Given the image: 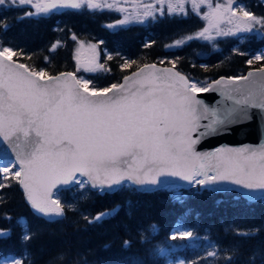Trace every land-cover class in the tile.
I'll list each match as a JSON object with an SVG mask.
<instances>
[{
  "label": "snow or ice",
  "instance_id": "obj_1",
  "mask_svg": "<svg viewBox=\"0 0 264 264\" xmlns=\"http://www.w3.org/2000/svg\"><path fill=\"white\" fill-rule=\"evenodd\" d=\"M127 4L128 0L123 3L121 0H50L47 3L0 0V7L31 5L35 8V13L27 11L26 16L47 14L56 8L84 7L93 12L128 13L119 20L120 25L132 21L143 23L148 18L155 20L157 13L165 15V7L169 16H186L185 6L190 4L207 26L168 47H181L193 39L211 42L216 37L238 33L264 37V17L255 16L246 6L237 4V0L216 3L213 0L149 3L133 0L132 12ZM201 8L207 10L202 13ZM71 39L79 45L74 55L77 72L110 70L99 62V44L86 45L75 34ZM59 46L57 42L49 51L55 52ZM85 49L89 55L84 54ZM18 51L10 46L0 47V144L8 146L0 148V204L4 202L2 190L11 187L12 179L23 188L35 213L45 218L64 217L65 208L58 195L62 186L76 185L97 190L99 195H111L125 182L139 188L155 187L162 183L161 177H174L200 188L230 183L247 190L248 194H264V144L197 150L202 140L230 134L233 125L250 120L249 109H259L264 118V67L246 76L221 77L202 84L175 70L176 62L170 60L171 68L144 65L126 76L123 83L95 88L90 87V79L73 72L50 75L45 69L16 63L13 57ZM107 59L111 60L112 56L108 55ZM254 59L264 60V53L255 55ZM247 62L252 64L253 59ZM132 63L126 60L122 70ZM208 92H218L231 106L209 107L199 98ZM87 195L82 193L81 198ZM116 211L95 216L83 214V218L88 224H100ZM4 219L11 220V217L5 213ZM23 227L25 231L20 239L27 244L35 234L28 225ZM151 230L155 232L156 226ZM11 231L0 228V238H10ZM232 231L246 239L259 229ZM141 236L142 240L147 239L142 233ZM177 238L192 239L193 231H174L171 239ZM123 248L130 249V242L125 240ZM159 251L164 253L163 249ZM206 255L219 258L218 264H240V245L233 243L217 251V245L213 244ZM62 259L60 256L50 264ZM0 264L31 262L27 252L18 256L5 253L0 257ZM129 264L142 262L138 257H131ZM248 264H256V253L249 255Z\"/></svg>",
  "mask_w": 264,
  "mask_h": 264
},
{
  "label": "trees",
  "instance_id": "obj_2",
  "mask_svg": "<svg viewBox=\"0 0 264 264\" xmlns=\"http://www.w3.org/2000/svg\"><path fill=\"white\" fill-rule=\"evenodd\" d=\"M237 2L255 16L264 17V0ZM117 19L119 16L113 12L72 9L64 14L41 18V23L24 25L3 16L0 7V47L16 49L15 45L24 44L27 48L18 51L14 61L38 70L45 69L50 75L73 72L90 79V87L95 88L120 84L126 76L144 65L171 68L170 60L176 62L175 70L202 84L221 77L245 76L250 70L264 67V60L254 59L255 55L264 53V37L254 33L247 34L237 49H231L237 43L235 40L224 41L222 38L215 44L192 40L179 48L169 49L171 42L202 29L205 22L190 13L186 16L164 15L149 24L108 27ZM56 23L60 26L67 24L70 36L68 42L50 52L48 46L63 39V34L54 29ZM73 34L78 40L103 41L99 47L108 54L102 51V64L110 70L77 72L74 60L77 41L71 39ZM148 42H152L151 46H146ZM108 55L112 56L111 60L107 59ZM46 56L49 57L48 62L45 61ZM249 59H253L252 64H248ZM126 60L134 63L122 70ZM10 183L11 187L2 190L4 202L0 204V228L12 231L10 238H0V257L5 253L18 256L27 252L31 264H50L60 256L63 259L57 260V264H129L131 257H138L142 264H170L164 257L156 255L155 248L169 240L175 229L180 227L193 231L201 252L206 240L211 247L217 245V251L239 243L240 264H248L252 253H256V264H264V198L249 200L239 191L214 192L198 185L189 189L169 187L140 192L125 183L111 195H99L97 190L73 185L58 191L65 208L64 217L47 221L32 211L20 185L14 179ZM85 192L88 193L87 198L82 199ZM113 209L117 210L115 215L100 224H88L83 218V214L95 216ZM5 213L11 220L4 219ZM21 221L35 234L27 244L20 239L25 231ZM153 225L156 226L155 232L151 230ZM232 229L259 231L245 239L236 236ZM141 233L146 240H142ZM125 240L130 242V249L123 248ZM179 253L186 256L188 262L192 254L199 256L201 264H218L219 261V258H209L191 247Z\"/></svg>",
  "mask_w": 264,
  "mask_h": 264
},
{
  "label": "water",
  "instance_id": "obj_3",
  "mask_svg": "<svg viewBox=\"0 0 264 264\" xmlns=\"http://www.w3.org/2000/svg\"><path fill=\"white\" fill-rule=\"evenodd\" d=\"M157 67H164V66L157 65ZM167 68H170V67H167ZM250 71L254 72L256 70H250ZM250 71H248L246 73V75ZM132 74H130V75H132ZM224 78H229V77H224ZM123 82H124V79H123L122 83ZM199 98L204 100V102L207 105H209V107L222 108V107L231 106V102L223 100V98L220 96V94L218 92L203 93V94H200ZM249 112L252 116V118L250 120L241 122L240 124H237V125H233L231 127L230 134L219 135L216 137H209V138L202 140L200 142V144L197 145V150L203 152V151H214L219 147H241V146L259 147L262 144H264V118L261 117L259 109H249ZM205 123H207V121H205ZM7 147L8 146L5 144H0V148H2V149H7ZM9 154L11 155L10 150H9ZM161 181H162V183L158 186H155V187L146 186L145 188H139L138 186H135V185H133V187H135L140 192H152V191H156V190L164 189V188H169V187H179V188L189 189V188L194 186V185H189L186 181H183V180H180V179L174 178V177H161ZM125 183H129V182H125ZM129 184H131V183H129ZM72 186H62L59 190L68 189ZM20 188H21V191L23 192L25 200H26V196H25V193L23 191V188L21 186H20ZM209 188L214 192H224V191H228V190H236V191L243 193V195L245 197H247L249 200H256V199H261L262 197H264V194H260V193L248 194L247 190L242 189V188H240L236 185L230 184V183H221V184L213 185ZM117 189H115L114 192H116ZM216 189H218V190H216ZM92 190H94V189H92ZM250 196L255 197V198H250ZM26 202H27V200H26ZM31 209H32V207H31ZM32 211L35 213V211L33 209H32ZM37 215H39V214H37ZM45 219L47 221H54V220H59L61 218L53 217V218H45Z\"/></svg>",
  "mask_w": 264,
  "mask_h": 264
},
{
  "label": "rangeland",
  "instance_id": "obj_4",
  "mask_svg": "<svg viewBox=\"0 0 264 264\" xmlns=\"http://www.w3.org/2000/svg\"><path fill=\"white\" fill-rule=\"evenodd\" d=\"M41 2V0H39ZM42 2H50V0H42ZM121 2L123 3V0H121ZM149 2H154V0H142V3H149ZM216 2H225V0H214V3ZM132 3H133V0H128V4L126 6H128V9H129V12H132L133 11V8H132ZM238 4V3H237ZM241 5V4H240ZM186 7V10L188 12V14H194L196 15V13L194 11H192L191 9V5L188 4L185 6ZM235 7V5H234ZM2 8V7H1ZM63 8H56V9H52L51 11L49 12H52V11H57V10H61ZM207 9L206 8H201L200 11L203 13L204 11H206ZM35 8H33V11L35 13ZM107 11V10H106ZM48 12V13H49ZM111 12H114L116 15L119 16V19H117V21L113 24L115 25V27H111V28H117L119 26H124V25H128V24H133V23H136V24H149L150 22L152 21H155L157 20L159 17H163V16H160L159 13H157V18L155 20L151 19V18H148L146 19L143 23H138L136 21H132L130 23H127V24H124V25H120L119 24V20L123 19L125 15H127L128 13H121V12H117V11H111ZM165 15H167V10H166V7H165ZM182 16V15H181ZM184 16V15H183ZM198 16V15H197ZM200 17V16H199ZM203 20V19H202ZM205 22L204 24V27L207 26V22L205 20H203ZM203 27V28H204ZM202 28V29H203ZM202 29L194 32L193 34H190V35H195L196 33H198L199 31H201ZM249 33H238L236 36H219V37H216V39L214 41H207V40H203V39H193V40H199V41H202V42H208V43H211V44H215V42L220 38L222 39H233L235 40L237 43L235 44L234 47H232L231 49H237L238 48V45L240 43H242V40H244V38H246ZM247 35V36H246ZM189 36V35H187ZM186 36V37H187ZM186 37H184L183 39H186ZM182 40V39H180ZM79 41H82L84 42L86 45L87 44H99L98 42H95L91 39H82V40H79ZM177 41V40H176ZM176 41H173L171 42L169 45H172L174 44ZM192 40H188L186 43L190 42ZM185 43V44H186ZM78 43L76 44V47H75V50L76 48L78 47ZM213 47H215L217 50L220 49L218 45H214ZM175 48H179V47H169V49H175ZM98 52H99V62L100 63H103L101 61V48L98 47ZM104 53L107 55L108 52L107 51H104ZM85 55H89V53L87 52V50L85 49V52H84ZM74 55H75V52H74ZM75 60V59H74ZM177 230H183L181 229L180 227H177L175 229V231ZM197 240V237L196 236H193L192 239H189V240H180L179 238H177L176 240H172L171 238L169 240H167L166 242H163V243H160L156 246V249H155V252H156V255L158 257H164L165 259H167V261L170 263V264H201V262H199V256L197 255H194L192 254L191 257H189L190 261L188 262L187 260V257L184 256V255H181L179 252L180 251H185L186 247H191V248H195L197 249V251H199V253H204L206 254L208 250H210L211 248V245L210 243L206 240V242L204 243V245L201 247V249H203V251L201 252V250L199 249V244L196 242ZM199 240V239H198ZM160 249H163L164 250V253L161 254L160 253ZM200 255V254H198Z\"/></svg>",
  "mask_w": 264,
  "mask_h": 264
},
{
  "label": "flooded vegetation",
  "instance_id": "obj_5",
  "mask_svg": "<svg viewBox=\"0 0 264 264\" xmlns=\"http://www.w3.org/2000/svg\"><path fill=\"white\" fill-rule=\"evenodd\" d=\"M33 2L35 3V2H40V1L39 0H33ZM2 9H3V16L9 17L11 20H18V21L22 22L21 24H24V25H33L35 23L43 22V21L39 22V20L41 18L48 17L49 15L51 16L52 14H60V13L64 14L72 8H63L61 10L52 11V12H49L47 14L41 13L39 15H32V16H26L25 15V13L27 11H31V12L33 11V7L31 5H24V6H19V7H2ZM6 21L7 20H5V24H6ZM54 29L63 34L62 41H57V42H59V45H60L58 48H60L61 45H64L69 40V36H70V30H68L69 26L67 24H63V26H60L59 23H56L54 25ZM66 30H67V32H66ZM57 42H53L50 46H48V50L50 49V47L53 44H55ZM15 48H16V50H19V51H25V49L27 47L24 44H18L17 46L15 45Z\"/></svg>",
  "mask_w": 264,
  "mask_h": 264
}]
</instances>
